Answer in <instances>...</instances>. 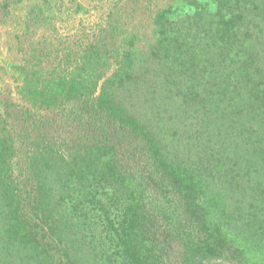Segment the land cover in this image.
<instances>
[{"label":"trees","instance_id":"16d2710c","mask_svg":"<svg viewBox=\"0 0 264 264\" xmlns=\"http://www.w3.org/2000/svg\"><path fill=\"white\" fill-rule=\"evenodd\" d=\"M0 264H264V0H0Z\"/></svg>","mask_w":264,"mask_h":264},{"label":"rangeland","instance_id":"374dc122","mask_svg":"<svg viewBox=\"0 0 264 264\" xmlns=\"http://www.w3.org/2000/svg\"><path fill=\"white\" fill-rule=\"evenodd\" d=\"M176 250H177V252H178V247L177 246H175V248L173 249V251H172V258H173V260L175 261L176 259H177V255L176 254H174L175 252H176ZM176 262V261H175Z\"/></svg>","mask_w":264,"mask_h":264}]
</instances>
